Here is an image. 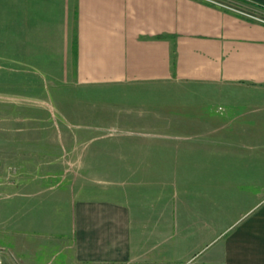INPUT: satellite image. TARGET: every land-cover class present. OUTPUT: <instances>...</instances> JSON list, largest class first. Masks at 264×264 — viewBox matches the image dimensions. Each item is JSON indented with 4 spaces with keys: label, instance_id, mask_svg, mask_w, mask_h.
Returning a JSON list of instances; mask_svg holds the SVG:
<instances>
[{
    "label": "crops",
    "instance_id": "obj_1",
    "mask_svg": "<svg viewBox=\"0 0 264 264\" xmlns=\"http://www.w3.org/2000/svg\"><path fill=\"white\" fill-rule=\"evenodd\" d=\"M0 77L71 94L70 154L2 188L10 264H264V0H0Z\"/></svg>",
    "mask_w": 264,
    "mask_h": 264
},
{
    "label": "rangeland",
    "instance_id": "obj_2",
    "mask_svg": "<svg viewBox=\"0 0 264 264\" xmlns=\"http://www.w3.org/2000/svg\"><path fill=\"white\" fill-rule=\"evenodd\" d=\"M41 78H14V92H8L7 77H0V198H4L2 193H6L7 184L12 180L13 168L19 169L21 175L23 171L34 165L43 164L47 167L48 161L54 162L56 158L33 154V151L40 149H57L54 140L57 133H63L65 139L61 142L64 153L70 154V93L58 94L56 92L46 93L40 89ZM13 86V85H12ZM62 97V101L60 100ZM60 100V101H59ZM57 104L62 107L57 108ZM67 136V137H66ZM66 138H69L68 140ZM60 143V142H59ZM50 150V149H49ZM56 154L54 151L53 155ZM71 157L62 156L59 164L66 168H71ZM55 164V163H54ZM56 165V164H55ZM60 168V167H59ZM69 178L71 174H68ZM81 174V181H87ZM3 188V192L1 193ZM5 195V194H4ZM2 200H0V205ZM6 205V204H2ZM7 223L0 220V226ZM0 228V240H1ZM3 233V232H2ZM7 234V230H4ZM3 235V234H2ZM7 248L0 245V257L4 264H10L8 260ZM3 252V253H1ZM6 252V253H5ZM14 264L19 262L11 257Z\"/></svg>",
    "mask_w": 264,
    "mask_h": 264
},
{
    "label": "built area",
    "instance_id": "obj_3",
    "mask_svg": "<svg viewBox=\"0 0 264 264\" xmlns=\"http://www.w3.org/2000/svg\"><path fill=\"white\" fill-rule=\"evenodd\" d=\"M0 171H1V166H0ZM1 178H2V177H0V181H1ZM0 264H4V263H3V260L1 259V257H0Z\"/></svg>",
    "mask_w": 264,
    "mask_h": 264
}]
</instances>
